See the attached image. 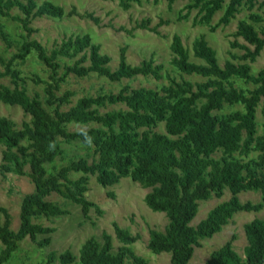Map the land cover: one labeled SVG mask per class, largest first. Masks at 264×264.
<instances>
[{
  "label": "trees",
  "instance_id": "16d2710c",
  "mask_svg": "<svg viewBox=\"0 0 264 264\" xmlns=\"http://www.w3.org/2000/svg\"><path fill=\"white\" fill-rule=\"evenodd\" d=\"M131 1L139 2L118 3L127 10ZM165 1L171 8L175 0ZM224 1L191 0L179 10V19H187L195 9L193 23L210 24L214 14L223 8L211 27L214 30L227 25L242 5L248 10L254 6V0H229L223 7ZM260 5L264 6V0ZM64 14L63 7L50 0H0V39L7 48L12 47L14 41L3 22L6 18L17 23L23 33L15 52L7 59L0 56V102L18 106L29 116L17 127L0 115V146L6 147L0 171L26 175L34 187L20 201L16 230L10 227L9 212L0 206V264L8 262L27 237L39 249L50 244V234L55 229L36 220L68 214L63 205L47 199L51 193L77 204L84 218L91 208L101 215L99 206L85 197L91 177L105 188L117 184L122 177L150 188L144 196L145 205L153 212L164 213L168 223L163 231L150 229L147 247L154 254L168 253L170 264H189L194 248L220 232L236 213L264 210V122L259 128L256 119L260 103L264 109V69L253 73L250 67L264 47V28L258 31L254 26L264 23V14L250 13L248 20L237 23L230 43L232 48L242 50L241 54L231 53L236 63L227 59L219 65L217 53L204 35L192 43V56L201 61L195 62L180 36L173 34L170 64L180 74L179 80L152 57L129 64L125 47L120 48L117 65L112 69L111 58L101 53L100 45L88 33L65 36L49 50L31 37L36 31L30 25L32 19H58ZM86 15L97 21L91 14ZM137 25L145 28L143 20ZM238 37L246 44L238 42ZM31 53L48 72L45 78L35 74L29 77L41 84L42 93H28L24 87L26 77L17 67ZM91 75L112 83L136 77L160 81L165 75L169 84L130 88L126 83L117 92L83 95L63 109L74 94L72 89H63L70 77ZM183 75L202 80L191 81ZM6 78L10 84L2 83ZM235 80L250 83L252 88L238 87ZM234 105L240 109L220 113L225 106ZM159 125L163 132L156 130ZM22 141L24 146L20 145ZM63 142H78L92 152L91 159L78 156L51 171L48 165L65 153ZM253 151L256 159L243 160ZM74 174L78 176L72 177ZM225 189L230 197L212 207L198 223L191 224L199 202L213 196L220 198ZM249 191L258 193L260 201H240L239 194ZM107 195L114 196L112 192ZM112 227L122 249L114 250L112 236L103 231L100 239H85L78 255L68 249L58 255L51 251L38 264H150L129 248L140 238L138 234L115 222ZM243 229V256L233 248L235 236H231L211 251L204 264H264V217L244 223Z\"/></svg>",
  "mask_w": 264,
  "mask_h": 264
},
{
  "label": "rangeland",
  "instance_id": "374dc122",
  "mask_svg": "<svg viewBox=\"0 0 264 264\" xmlns=\"http://www.w3.org/2000/svg\"><path fill=\"white\" fill-rule=\"evenodd\" d=\"M41 1L43 0H39V2ZM50 1L63 7L64 16L58 19L46 16L36 17L32 19L30 24L36 30L31 37L38 40L48 50L53 43L59 42L65 36L88 33L92 40L100 45L101 53L111 58L109 65L112 69L117 65L120 48L125 47L126 60L129 64L136 65L142 59L152 57L157 63L163 65L165 72H169L177 80H179L180 74L170 64L172 53L169 45L173 34L180 36L183 44L189 50L190 59L195 62L201 61L192 56L191 46L196 37L204 35L208 44L215 49L219 65L222 66L227 59L236 63L238 61L231 58V53L241 54L242 50L232 48L230 43L234 40L232 33L235 32L237 23L241 20H248L250 13L255 15L264 14V6L260 7L262 0H254L252 9L248 10L246 6L242 5L227 25H220L212 30L211 27L223 13V8L214 14L210 24H194L195 9L190 12L187 19H179V10L191 0H175L171 8H168L165 0H159L157 3L152 0L131 1V6L127 10L120 7L118 0ZM228 1L223 2V7ZM72 9H74L73 13H71ZM13 12H16V10H13ZM86 14H91L97 18V21ZM142 20L145 28L137 25L142 23ZM3 22L14 41L12 47L7 48L0 39V56L7 59L15 52L20 35L23 33L18 24L9 18L4 19ZM254 26L259 31L264 28V23H254ZM152 28H155V30ZM236 40L245 43L241 37ZM17 67L20 73L26 77V86L24 87L28 93H42L41 84H35L29 79L33 74L40 78H45L48 74L36 56L31 53L26 58V62ZM250 67L253 73L264 69V47L256 60L250 64ZM0 70H2L1 65ZM183 76L191 81L202 80L197 76ZM69 80L70 82L63 89H72L74 94L70 97V103L62 106L63 109L70 107L83 95H96L100 91L117 92L126 83L130 88L138 86L156 88L159 85L167 86L169 84V80L165 75L160 81H155L152 78L136 77L132 80H123L121 83H112L95 75L81 79L70 77ZM2 83L10 84L8 78L3 79ZM235 85L244 89L252 88L250 83L244 84L240 80H235ZM236 109H240V106H225L220 113ZM0 115L8 117L17 127H20L24 121L29 119V116L20 107L2 102H0ZM256 119L260 128V125L264 122L262 103L257 107ZM70 128L78 129L80 126L70 125ZM156 130L164 131L162 125H159ZM25 144L24 141L20 143L21 146ZM61 146L65 153L63 156L56 158L52 165H48L51 171L78 156L87 157L89 160L92 157V152L82 147L78 142H63ZM5 149V146H0V163L2 151ZM13 150L16 151L17 149L14 148ZM256 154L253 151L243 160H254ZM24 170L27 171L28 167L26 166ZM76 176L78 174L72 175V177ZM33 189V184L30 183L26 175L2 173L0 171V206L9 212L12 230H16L19 225V204L22 197L32 192ZM149 190L150 188H143L129 177H122L117 184L106 188L97 184L94 177H91L88 181V190L85 192V197L96 203L103 213L100 215L94 208H91L87 218L81 215L80 207L77 204L70 201L66 202L57 194L51 193L47 199L63 205L68 210V214L60 217H41L36 220L44 226L55 229L50 234V244L39 249L27 237L20 242L19 249L5 264H38L49 252L53 251L58 255L66 249L74 255H78L77 251L85 239L91 236L100 239L103 231L112 236L113 248L117 251L122 249V244L115 238L112 227L113 222L127 228L132 234L139 235L140 238L129 246L137 255L146 258L150 264H170L168 253L154 254L147 247L150 229L163 231L168 223L164 213L153 212L145 205L144 196ZM108 192H112L114 196L109 197ZM229 197L230 193L225 189L220 198L213 196L208 200L199 202L197 214L191 224L198 223L212 207ZM239 199L240 201L258 202L260 201V195L251 191L242 192L239 194ZM255 217L263 218L264 210L236 213L220 232L214 234L211 238L202 240L201 246L194 248L189 264H204L211 251L223 245L231 236H235L232 241L233 248L243 256V248L246 245L243 226L244 223ZM2 218L0 214V219L2 220ZM42 237L39 236V238Z\"/></svg>",
  "mask_w": 264,
  "mask_h": 264
}]
</instances>
